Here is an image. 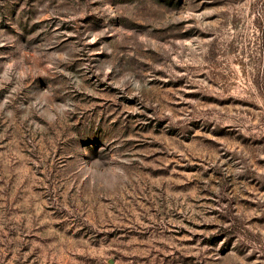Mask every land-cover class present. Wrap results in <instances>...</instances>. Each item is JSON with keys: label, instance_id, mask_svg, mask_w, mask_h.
Segmentation results:
<instances>
[{"label": "rangeland", "instance_id": "rangeland-1", "mask_svg": "<svg viewBox=\"0 0 264 264\" xmlns=\"http://www.w3.org/2000/svg\"><path fill=\"white\" fill-rule=\"evenodd\" d=\"M0 264H264V0H0Z\"/></svg>", "mask_w": 264, "mask_h": 264}]
</instances>
